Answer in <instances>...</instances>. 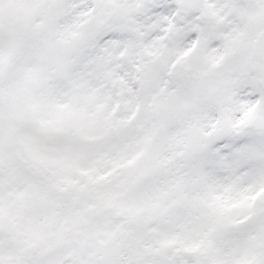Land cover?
<instances>
[{"label": "snow or ice", "instance_id": "1", "mask_svg": "<svg viewBox=\"0 0 264 264\" xmlns=\"http://www.w3.org/2000/svg\"><path fill=\"white\" fill-rule=\"evenodd\" d=\"M0 264H264V0H0Z\"/></svg>", "mask_w": 264, "mask_h": 264}]
</instances>
